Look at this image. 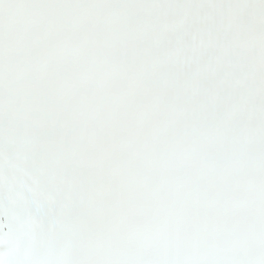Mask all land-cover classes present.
<instances>
[{"label":"snow or ice","instance_id":"obj_1","mask_svg":"<svg viewBox=\"0 0 264 264\" xmlns=\"http://www.w3.org/2000/svg\"><path fill=\"white\" fill-rule=\"evenodd\" d=\"M0 264H264V0H0Z\"/></svg>","mask_w":264,"mask_h":264}]
</instances>
